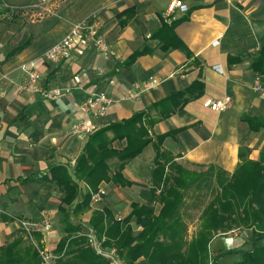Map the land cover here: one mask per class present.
<instances>
[{"label": "crops", "instance_id": "0c3cea01", "mask_svg": "<svg viewBox=\"0 0 264 264\" xmlns=\"http://www.w3.org/2000/svg\"><path fill=\"white\" fill-rule=\"evenodd\" d=\"M172 1L175 0H45L44 3L42 0H0L7 8L16 7L15 29L19 43L13 49L23 46L10 58L7 55L13 49L4 54L0 76L9 74L11 80L18 82L21 77L19 67L26 65L39 72V85L61 93L58 99L48 100L36 94H18L15 86L0 81V90L5 91L0 100V249L21 238L24 245L37 250L43 264H57L56 247L65 236L64 230L61 233L59 228V217L53 214L50 235L37 232L27 235L20 229L15 230L10 201L19 197L22 201L20 209L23 208L22 204L26 202L21 199L20 191L34 182L39 183V178L49 175L54 166L65 165L72 169L83 150L86 139H75L70 127L80 118L79 106L86 96L82 95V89L90 80L83 78L76 82L75 73L79 71L78 66L87 67L93 60L85 56L80 63L73 64L68 60L54 65L41 56L53 43L66 36L73 24L90 15H98L104 40L119 61L118 69L94 72L97 91H106L113 100L104 118L94 120L89 117L95 131L128 119L136 112L146 111L152 104L185 90L198 80L204 85L203 95L154 124L149 130L150 137L181 129L173 137H167L162 148L183 167H201L206 171L213 166L232 174L243 160H259L264 151V129L251 132L240 118L245 113L264 116V92L252 90L256 80L264 88V76H256L250 69L251 60L264 44V0H176L186 10L176 7L168 11ZM129 9H133V14L126 20L121 14ZM3 11L0 7V12ZM42 11L48 15L36 16ZM175 20H181L174 32L188 53L179 49L167 53L155 49L152 54L137 58L129 68L122 67L128 56L139 50L160 27L161 21ZM30 29L33 32L28 31ZM4 37L3 33L0 43ZM146 42L151 48L156 45L155 41ZM134 44L138 46L136 49L131 47ZM150 78L158 82L155 87L138 94L136 99L124 98L126 92H138L132 88L135 83ZM225 97L230 98V103L221 112H212L202 106L206 99ZM123 147L124 141L112 143L115 150ZM70 155L72 159L67 161ZM153 158L154 149L149 145L125 163L121 171L130 185L101 183L98 187L105 189L104 200L101 203L90 201L89 209L82 213L73 214L72 209L75 203L81 202L87 190L84 183L77 182L79 193L71 207L61 204L62 193L53 183H42L45 185L39 190L46 194L45 205H49L51 213L61 212V208L66 210L70 214V223L81 226L83 233L93 230L89 220L95 211L106 208L115 220L116 217L123 219L131 211L132 203L147 202L152 188ZM109 166L112 174L118 173L117 161L112 160ZM36 199H39L38 205L44 201L43 196ZM138 226L142 227L132 223L134 232ZM15 231L19 235L13 234ZM46 254L53 257L47 263L42 258ZM126 264L145 262L139 259Z\"/></svg>", "mask_w": 264, "mask_h": 264}, {"label": "trees", "instance_id": "16d2710c", "mask_svg": "<svg viewBox=\"0 0 264 264\" xmlns=\"http://www.w3.org/2000/svg\"><path fill=\"white\" fill-rule=\"evenodd\" d=\"M132 14L133 9H129L121 16L128 20ZM180 21H161L160 27L153 31L139 50L128 56L122 67L129 68L137 58L150 55L155 49L164 53L177 49L188 53L174 32ZM146 41H155V47L151 48ZM22 48L13 49L7 57ZM250 69L256 76H264V44L251 60ZM203 93V83L194 81L185 90L152 104L146 111L136 112L128 119L97 129L88 136L72 169L65 165L54 166L49 175L40 180L42 183H53L62 193L61 204L67 207L72 206L79 193L77 182L84 183L87 190L81 202L75 203L72 209L73 214L82 213L89 209L90 195L101 183L129 186L130 183L121 174L125 163L152 145L154 167L150 174L152 188L147 202L132 203L131 211L121 222L116 221L106 208L93 212L89 220L97 237L105 239L103 245L115 248L124 263L142 258L146 264H210L208 246L213 234L243 229L251 232L250 249L220 253L211 264L230 255H238L240 260L228 264H264V151L256 162L243 160L229 176L213 166L196 173L175 163L162 148L163 141L181 129L150 137L149 130L154 124L170 117ZM151 113L155 116L152 117ZM240 121L246 123L251 132L264 129V116L245 113ZM116 140L124 141L121 150L112 148ZM112 160L119 163L116 174L111 173L109 163ZM157 186L160 188L157 189ZM192 188L197 191L207 189L213 197L199 215L196 236L186 242L181 207L186 192ZM61 212L65 236L56 247L57 264H107L89 247L81 226L70 223V214L66 210L61 208ZM132 223L141 224L142 230L134 232ZM0 264L43 262L37 250L17 238L0 249Z\"/></svg>", "mask_w": 264, "mask_h": 264}, {"label": "rangeland", "instance_id": "374dc122", "mask_svg": "<svg viewBox=\"0 0 264 264\" xmlns=\"http://www.w3.org/2000/svg\"><path fill=\"white\" fill-rule=\"evenodd\" d=\"M44 2H45V0H42V3H44ZM0 7H2L4 10L3 12H0V36H2L3 33L5 34V37L2 39V41L0 43V65H3V63L5 62L3 60L4 54H7L11 49H13L15 46H17V44L19 42L17 41L16 29H15L16 16H17L16 15L17 12L15 11V10H17L16 7L12 6V7L7 8L8 6H6L4 4H0ZM45 13L46 12H43V11L38 12V13H36V16L43 17L44 15H48ZM93 17L98 20L97 22H99L100 24L102 23L97 14H93V15L89 16L90 19ZM36 18H37V20H39L38 17H36ZM28 31L33 32L32 29H30ZM101 34L103 36L102 32H101ZM103 38H104V36H103ZM55 43H53V44H55ZM131 47L136 49L138 46H135V44H134ZM48 49H46L43 53H45ZM85 56H87V57L90 56L92 58V60H93L92 61L93 63L91 62L92 65L88 63L87 67H84L83 65L78 66L77 70L79 69V71L75 73L76 82H77V80L79 82V80L83 79V78L90 80V83H88L87 87H83L82 95H86L87 92L93 93V92H96L97 90H99L98 86L95 84L94 72H101V69H104V70L107 69L108 72H111L114 69H118V63H119V61L117 59H115L116 56L114 54L109 58H104L93 47H91V46L83 47L82 45L78 46L72 52V54L68 60H70L71 63L76 64V63H80L79 61L82 58H84ZM82 63H85V60ZM111 68H113V69H111ZM100 90H102V89H100ZM102 92H104L106 95H108V93L106 91H102ZM17 93L21 94L19 92H17ZM255 93H258V92H255ZM110 100H111V103H110V105H111L113 103V100L111 98H110ZM79 112H80V106H79ZM80 114H81L80 118H77L71 124V127H70L71 132L70 133L75 139L76 138H78V139L85 138L87 140L88 136L91 135L93 132H95V129L91 134H89L87 136L75 135L72 132V125L75 122L89 117V116H84L81 112H80ZM1 117L2 116L0 115V128L2 126V118ZM71 159H72L71 155H70V158L69 157L66 158L67 161H71ZM184 168L187 169L188 171H193L196 173H198L200 171L203 172V170H204V168H201V167H191L190 168V167L186 166ZM229 175L230 174H227V176H229ZM39 180H41V178H39ZM32 184L33 185H30L28 188L19 192V194L23 195V197L21 199H24L23 201L26 202L25 205L22 204L23 208L20 209V206H21L20 203H22V201H20L19 197H16L17 199L15 198L12 201H10V204H13V206H11L12 210L10 213L15 218V221H16L15 230L16 231H17V229L18 230L20 229L21 231L24 232V229H23L24 224L37 223L45 216H47L48 219L53 222L54 221L53 214H56L57 218L59 217V219L61 220V217H62L61 212H59L57 210L56 212L51 213L50 211H52V210L49 208V205L48 204L45 205L48 201L46 199V194L44 195V193L40 192V190H39V188L43 187L45 184H42L41 181L39 183L34 182ZM53 190H56V189L53 188ZM104 192H105V189H104ZM45 193H47V192H45ZM105 195H106V192H105L103 198L105 197ZM38 196H43V199H44L43 203H40V205L37 204L39 199H36V198ZM212 197H213L212 192L207 190V189H204V188H202L200 191H197L194 188H192L191 190L186 192V196L183 200V204L181 207V215H182L183 221H184L185 226H186V232H185L186 242H189L191 239H193L196 236V234L199 230V224H200L199 215L202 212V209L212 199ZM3 200H5V198H3ZM103 200H101L97 203H101ZM34 201H36L35 205L33 204V203H35ZM6 203H9V201H6ZM28 203H29V205H27ZM156 207L158 208V205ZM23 209L28 210L27 212H29V213L26 214L25 210L23 211ZM20 210H22L23 212ZM60 220H59L58 224H59V228H60L61 233H62L63 232V225L60 222ZM16 231L13 234L19 235V232H16ZM135 231H136V229H135ZM250 238H251L250 230L232 229V230L227 231V232H220V231L216 232L215 234H213V238L210 241L209 246H208L210 264L212 263V260L220 253L250 249V247H251ZM99 239H101V238H99ZM209 259L207 261H209ZM238 260H240V256L230 255V256H226V257L222 258L221 260L217 261L215 264H228V263L236 262ZM123 262H124V260H123ZM144 262H145V260H144ZM145 264H146V262H145Z\"/></svg>", "mask_w": 264, "mask_h": 264}, {"label": "built area", "instance_id": "2783aa9c", "mask_svg": "<svg viewBox=\"0 0 264 264\" xmlns=\"http://www.w3.org/2000/svg\"><path fill=\"white\" fill-rule=\"evenodd\" d=\"M180 8L185 11V6L180 1H172L169 3L167 10L172 11L174 8ZM98 20L93 18H86L72 25L70 32L64 36L61 40L53 44L45 53L42 54L41 58L51 64H61L66 62L72 52L80 45L83 47H93L101 56L104 58L111 57L114 53L109 48L101 34V24ZM21 72L20 81L15 82L10 79L9 74H3L0 76V81H5L8 84L15 86L19 93H31L41 96L43 99L56 100L60 96L57 90H48L43 86L39 85L40 74L37 70L29 69L26 65L19 67ZM158 82L154 78H150L147 81L135 83L132 88L138 91L136 94L132 92H126L125 97L129 99H136L138 94L150 90L155 87ZM252 90L254 92H264L263 86L260 85L259 81H254ZM5 91L0 90V100L4 97ZM111 103L110 97L102 91H96L93 93H87L83 102L80 105V112L84 116H89L94 120L104 118L107 113V109ZM230 103V98L225 97L220 100L206 99L203 101V108L212 112H221L227 108ZM88 118L79 120L72 125V132L75 135L87 136L91 134L95 126ZM105 192L102 187H98L95 192L90 195V201L97 203L103 199ZM120 217H116V221L121 222ZM25 234H31L37 232L42 235H50L53 229V222L48 219L47 216L43 217L37 223H27L23 225ZM142 230L141 226L136 227V231ZM89 247L93 251L101 256L107 264H125L123 260L117 254V251L113 247H105L104 238L99 239L93 230H85L83 232ZM43 261L47 263L48 260L52 259V256L43 255Z\"/></svg>", "mask_w": 264, "mask_h": 264}]
</instances>
